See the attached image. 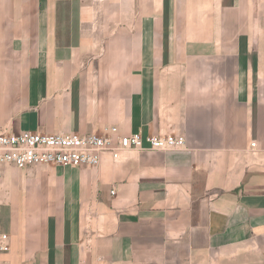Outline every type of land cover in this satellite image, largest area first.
<instances>
[{
    "label": "crops",
    "instance_id": "obj_1",
    "mask_svg": "<svg viewBox=\"0 0 264 264\" xmlns=\"http://www.w3.org/2000/svg\"><path fill=\"white\" fill-rule=\"evenodd\" d=\"M106 126L186 146L0 164V264H264V0H0V131Z\"/></svg>",
    "mask_w": 264,
    "mask_h": 264
},
{
    "label": "built area",
    "instance_id": "obj_2",
    "mask_svg": "<svg viewBox=\"0 0 264 264\" xmlns=\"http://www.w3.org/2000/svg\"><path fill=\"white\" fill-rule=\"evenodd\" d=\"M185 146L186 140L182 135L121 134L117 126H106L99 132L89 134L73 131H0V164H11L20 169L40 164L96 167L106 154L117 159L129 149L169 151ZM251 146L255 148L257 141H253ZM10 249V236L0 232V254L8 253Z\"/></svg>",
    "mask_w": 264,
    "mask_h": 264
}]
</instances>
